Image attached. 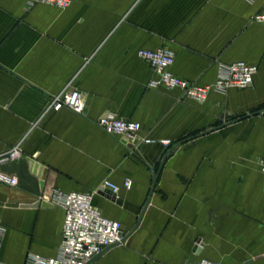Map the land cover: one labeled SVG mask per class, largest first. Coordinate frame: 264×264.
I'll use <instances>...</instances> for the list:
<instances>
[{
	"label": "crops",
	"instance_id": "obj_1",
	"mask_svg": "<svg viewBox=\"0 0 264 264\" xmlns=\"http://www.w3.org/2000/svg\"><path fill=\"white\" fill-rule=\"evenodd\" d=\"M263 9L264 0H71L64 10L0 0V159L23 151L0 163L18 180L0 184L1 261L58 255L64 211L46 198L52 189L95 193L123 225L124 242L91 264H264V24L254 20ZM162 48L175 53L171 72L200 87L234 62L259 71L247 89L196 102L149 87L153 70L137 53ZM65 89L83 93L82 115L52 108ZM108 114L141 124L138 147L97 126ZM160 141L175 147L166 157ZM37 201L51 204L22 207Z\"/></svg>",
	"mask_w": 264,
	"mask_h": 264
},
{
	"label": "built area",
	"instance_id": "obj_2",
	"mask_svg": "<svg viewBox=\"0 0 264 264\" xmlns=\"http://www.w3.org/2000/svg\"><path fill=\"white\" fill-rule=\"evenodd\" d=\"M29 6L45 4L58 9H66L71 5V0H26ZM254 2L255 0H247ZM255 21L264 24V9L258 13ZM138 57L146 61L152 68L154 77L149 82L151 88H165L167 90H180L185 98L196 102H204L211 92H225L229 89H247L254 81L259 67L243 61L234 62L223 68V75L215 84L200 87L175 76L171 67L175 62L174 51L168 48L157 50L142 49ZM52 108L64 107L72 112L82 115L86 109L85 97L81 91L65 89L51 100ZM97 126L107 135L124 139L129 142L140 140L138 134L141 124L131 120H124L115 114L101 116L96 121ZM156 141L145 139L146 145H153ZM163 147H169L170 141H160ZM23 158L21 147L17 146L0 159V163L15 162ZM259 170L264 174V158H258ZM17 178H10L0 173V184L17 185ZM125 186L130 188L131 181H126ZM102 190H110L117 195L119 187L109 180L101 185ZM59 195V196H58ZM93 192H70L65 195L56 193L46 198L61 207L64 211L62 227V242L56 257H42L31 255L26 264H86L96 255L110 246L120 245L126 238L123 225L116 220L106 218L102 211L93 202ZM4 237V227L0 225V249ZM0 264H5L0 259ZM187 264H222L208 259H197Z\"/></svg>",
	"mask_w": 264,
	"mask_h": 264
},
{
	"label": "water",
	"instance_id": "obj_3",
	"mask_svg": "<svg viewBox=\"0 0 264 264\" xmlns=\"http://www.w3.org/2000/svg\"><path fill=\"white\" fill-rule=\"evenodd\" d=\"M263 112V111H262ZM124 143L126 144V146L129 148V149H134L135 147H138L139 146V141L138 140H135L133 142H129V141H124ZM175 149V147L171 148V149H168L167 147L164 149V156H168L173 150ZM30 160V162H32L34 165H35V162L32 160V159H28ZM38 167L36 165V167L34 168V173L39 175V177L41 178V188L43 189L44 187V179H45V172H46V169H42L40 170L41 172H38ZM156 180H157V175L154 176V184L156 183ZM105 192L107 193L108 197L114 201L117 200V195L113 194L112 191L106 189ZM46 195H49L50 197L53 195V190L52 189H47L46 190ZM118 201V200H117ZM119 202V201H118ZM150 203V197L148 198L146 204H145V207L142 211V214L140 216V219L142 218V216L144 215V212L147 208V206L149 205ZM51 203L49 202H45L43 201L42 203L37 201L36 203L32 204V205H22V207H27V208H37L39 207L40 205H50ZM139 219V220H140ZM138 227V225L135 226L134 230ZM115 246V245H114ZM113 246H110L108 247L107 249L111 248ZM107 249L103 250L101 253H99L98 255H96L93 259H91L89 262H87L86 264H91L92 262H94L96 259H98Z\"/></svg>",
	"mask_w": 264,
	"mask_h": 264
}]
</instances>
